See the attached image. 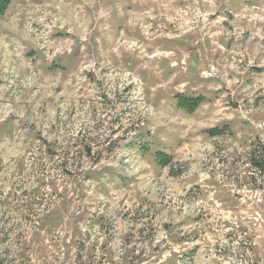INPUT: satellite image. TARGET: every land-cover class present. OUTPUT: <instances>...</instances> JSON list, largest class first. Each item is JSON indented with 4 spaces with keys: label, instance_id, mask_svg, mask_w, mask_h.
Instances as JSON below:
<instances>
[{
    "label": "rangeland",
    "instance_id": "1",
    "mask_svg": "<svg viewBox=\"0 0 264 264\" xmlns=\"http://www.w3.org/2000/svg\"><path fill=\"white\" fill-rule=\"evenodd\" d=\"M0 264H264V0H11Z\"/></svg>",
    "mask_w": 264,
    "mask_h": 264
},
{
    "label": "trees",
    "instance_id": "2",
    "mask_svg": "<svg viewBox=\"0 0 264 264\" xmlns=\"http://www.w3.org/2000/svg\"><path fill=\"white\" fill-rule=\"evenodd\" d=\"M11 0H0V18L5 14L7 8L10 5ZM198 99H187L184 97L178 98V106L181 109H185L188 112H192L197 105ZM214 132V131H213ZM216 132V131H215Z\"/></svg>",
    "mask_w": 264,
    "mask_h": 264
}]
</instances>
